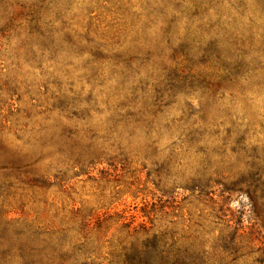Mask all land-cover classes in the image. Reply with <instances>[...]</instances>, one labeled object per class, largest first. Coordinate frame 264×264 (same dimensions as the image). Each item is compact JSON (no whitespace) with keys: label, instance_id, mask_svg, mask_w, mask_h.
<instances>
[{"label":"rangeland","instance_id":"1","mask_svg":"<svg viewBox=\"0 0 264 264\" xmlns=\"http://www.w3.org/2000/svg\"><path fill=\"white\" fill-rule=\"evenodd\" d=\"M152 245L264 264V0H0V264Z\"/></svg>","mask_w":264,"mask_h":264},{"label":"trees","instance_id":"2","mask_svg":"<svg viewBox=\"0 0 264 264\" xmlns=\"http://www.w3.org/2000/svg\"><path fill=\"white\" fill-rule=\"evenodd\" d=\"M173 21H171V24ZM213 47V46H212ZM214 48H208L206 50V53L209 55L212 54ZM241 65H237L235 67L229 68L228 72L231 76L238 75L240 72ZM176 79L180 80V77H176ZM172 81V79H171ZM170 81V84L167 85L169 88L173 90V92L176 90V86L172 85V82ZM251 192L252 190L249 189ZM253 192V191H252ZM125 264H196L195 259L186 260V259H179L174 254H166L164 250L159 248L157 245L152 246H144L141 250H133V253L130 257L127 258Z\"/></svg>","mask_w":264,"mask_h":264}]
</instances>
